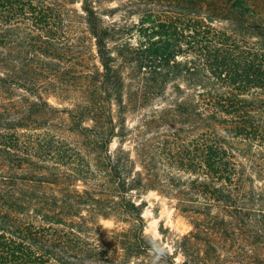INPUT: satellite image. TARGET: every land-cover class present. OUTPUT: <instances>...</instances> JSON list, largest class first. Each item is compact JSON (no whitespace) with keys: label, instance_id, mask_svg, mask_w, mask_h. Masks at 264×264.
<instances>
[{"label":"trees","instance_id":"1","mask_svg":"<svg viewBox=\"0 0 264 264\" xmlns=\"http://www.w3.org/2000/svg\"><path fill=\"white\" fill-rule=\"evenodd\" d=\"M101 1L0 0V264H152L149 193L158 264H264V0Z\"/></svg>","mask_w":264,"mask_h":264},{"label":"rangeland","instance_id":"2","mask_svg":"<svg viewBox=\"0 0 264 264\" xmlns=\"http://www.w3.org/2000/svg\"><path fill=\"white\" fill-rule=\"evenodd\" d=\"M133 2H135V0H102L100 4L101 6L99 7H101L103 10L119 7L121 11L116 12L113 17V21H118L124 14L125 10L128 9V7L135 5L136 2ZM139 3H137V5H139ZM144 3L146 4L147 2L144 1ZM80 5V1H77L74 7L80 10ZM104 20L106 23H110V19L104 18ZM132 20L136 21L137 18L133 17ZM114 148L115 144L113 143L111 149ZM143 200L147 203L143 216L147 221L146 233L150 236H155L160 240L162 239L160 231H169L171 234H177L180 236L190 231V226L188 225L187 221L174 211L173 207L167 200L159 197L155 193H149L143 197ZM102 224L105 227L112 226V222L110 221H103Z\"/></svg>","mask_w":264,"mask_h":264},{"label":"clouds","instance_id":"3","mask_svg":"<svg viewBox=\"0 0 264 264\" xmlns=\"http://www.w3.org/2000/svg\"><path fill=\"white\" fill-rule=\"evenodd\" d=\"M157 237L155 236H150L149 237V243L152 245L151 247V252L153 253V262L152 264H158L159 260L161 259L162 256L165 255V250L167 246H161L157 242Z\"/></svg>","mask_w":264,"mask_h":264}]
</instances>
